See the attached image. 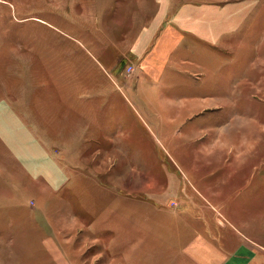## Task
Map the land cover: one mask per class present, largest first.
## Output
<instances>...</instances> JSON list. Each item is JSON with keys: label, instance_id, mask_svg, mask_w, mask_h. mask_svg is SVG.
Masks as SVG:
<instances>
[{"label": "rangeland", "instance_id": "rangeland-1", "mask_svg": "<svg viewBox=\"0 0 264 264\" xmlns=\"http://www.w3.org/2000/svg\"><path fill=\"white\" fill-rule=\"evenodd\" d=\"M249 4L212 75L130 90L155 0H0V101L67 175L52 194L0 178V215H50L60 264H264V0Z\"/></svg>", "mask_w": 264, "mask_h": 264}, {"label": "crops", "instance_id": "crops-1", "mask_svg": "<svg viewBox=\"0 0 264 264\" xmlns=\"http://www.w3.org/2000/svg\"><path fill=\"white\" fill-rule=\"evenodd\" d=\"M250 1L155 0L156 14L152 23L143 30L145 40L138 42L136 47L132 45L139 63L128 88L132 90L136 86L134 89L145 90V87L156 86L162 90L177 86V83L194 84L195 79L212 75L230 38L250 17L253 9ZM148 29L150 35L146 39ZM11 104L0 101V178L10 180V184L25 191L38 186L52 194V190L64 186L66 171L54 157L52 147ZM0 186L6 187L4 184ZM20 191H10L6 196L15 192L20 196ZM191 201L188 198L183 204ZM186 212L189 214L191 211ZM7 217L0 215V263L60 264L54 254L62 251L56 240L58 228L50 215L15 216L13 223ZM243 226L249 228L246 222ZM52 240L55 243H51ZM194 245L200 246L201 240L195 239ZM240 250L245 252L246 249L242 245ZM44 253L49 255L45 259Z\"/></svg>", "mask_w": 264, "mask_h": 264}]
</instances>
